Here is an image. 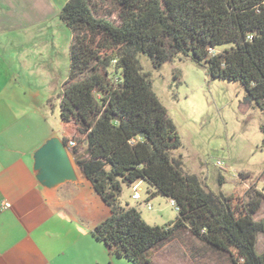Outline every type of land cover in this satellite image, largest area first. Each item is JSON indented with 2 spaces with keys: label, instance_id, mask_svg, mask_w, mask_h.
Segmentation results:
<instances>
[{
  "label": "trees",
  "instance_id": "obj_1",
  "mask_svg": "<svg viewBox=\"0 0 264 264\" xmlns=\"http://www.w3.org/2000/svg\"><path fill=\"white\" fill-rule=\"evenodd\" d=\"M60 18L72 33L61 120L78 133L76 167L111 210L94 239L132 264H155L154 251L184 234L231 264H264V193H216L184 171L173 153L181 137L140 62L144 55L159 70L191 58L210 78L239 83L264 113V0H69ZM138 183L174 201L176 219L151 226L123 206L124 186Z\"/></svg>",
  "mask_w": 264,
  "mask_h": 264
},
{
  "label": "rangeland",
  "instance_id": "obj_2",
  "mask_svg": "<svg viewBox=\"0 0 264 264\" xmlns=\"http://www.w3.org/2000/svg\"><path fill=\"white\" fill-rule=\"evenodd\" d=\"M68 1L0 0V64L6 79L17 83L22 94L45 96L50 89L52 109L58 115L60 89L70 72L72 33L60 18ZM230 47L224 45L218 51ZM140 62L181 137L182 147L173 153L182 157L184 171L216 193L244 195L251 187L264 192V113L247 101L244 88L210 78L205 67L184 56L159 70L144 55ZM218 160L225 163L224 169L216 167ZM140 188L141 200L135 201L133 190L124 186L122 205L138 209L151 226L176 219L178 212L169 199L148 200L149 186L142 183ZM257 219L264 221V205ZM173 241L177 244L154 251L155 264H231L226 254L189 234ZM258 249L264 251V234L259 236ZM121 264L132 263L121 259Z\"/></svg>",
  "mask_w": 264,
  "mask_h": 264
},
{
  "label": "crops",
  "instance_id": "obj_3",
  "mask_svg": "<svg viewBox=\"0 0 264 264\" xmlns=\"http://www.w3.org/2000/svg\"><path fill=\"white\" fill-rule=\"evenodd\" d=\"M5 71L0 64V264H121L92 235L111 210L76 167V127L52 109L50 89L22 94ZM52 140L66 145L75 179L47 181L38 154Z\"/></svg>",
  "mask_w": 264,
  "mask_h": 264
},
{
  "label": "water",
  "instance_id": "obj_4",
  "mask_svg": "<svg viewBox=\"0 0 264 264\" xmlns=\"http://www.w3.org/2000/svg\"><path fill=\"white\" fill-rule=\"evenodd\" d=\"M38 165L47 174L51 184L76 178V171L70 159L66 145L52 140L39 152Z\"/></svg>",
  "mask_w": 264,
  "mask_h": 264
},
{
  "label": "built area",
  "instance_id": "obj_5",
  "mask_svg": "<svg viewBox=\"0 0 264 264\" xmlns=\"http://www.w3.org/2000/svg\"><path fill=\"white\" fill-rule=\"evenodd\" d=\"M69 147L70 149H73L76 147V142L75 141H70L69 142ZM216 167L220 168V169H224L225 168V163L223 161H220L218 160L216 162ZM142 183H138L136 185H134L131 189L133 190L134 194L132 196V199L135 200V201H140L141 200V195H140V186H141ZM264 193V192H263ZM150 202V201H149ZM171 204L172 206L177 210V207H176V203L174 201H171ZM147 208L148 210H152L153 207L150 203H148L147 205ZM10 207V204L9 203H5L1 206V208H9Z\"/></svg>",
  "mask_w": 264,
  "mask_h": 264
}]
</instances>
